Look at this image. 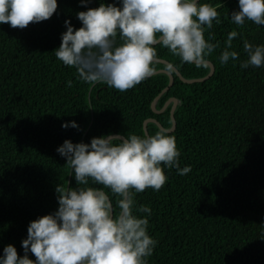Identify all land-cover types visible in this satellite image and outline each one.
<instances>
[{"label":"trees","instance_id":"trees-1","mask_svg":"<svg viewBox=\"0 0 264 264\" xmlns=\"http://www.w3.org/2000/svg\"><path fill=\"white\" fill-rule=\"evenodd\" d=\"M100 2L58 0L50 19L24 29L0 24V255L13 244L22 256L29 222L58 208L59 184L75 186L66 158L56 151L66 139L90 143L105 134L141 135L143 121L151 118L170 127L172 102L162 107L175 97L172 134L180 167L190 165L191 171L179 175L165 167L168 181L159 191L135 195L137 207L152 209L149 234L158 244L149 264H264V67H240L247 59L244 40L264 44V26L235 25L229 15L238 10V0H200L220 14L221 23L214 21L205 31L206 39L219 44L208 57L213 73L184 82L171 72L172 85L161 92L169 77L160 71L121 92L84 81L54 52L66 31L64 21L81 27L76 13ZM233 30L240 33L233 39L240 58L221 64ZM156 47L159 58L176 64L183 78L209 72V65L181 63L167 48ZM166 65L159 61L157 70H167ZM156 96L158 111L151 106ZM73 120L79 128L62 127ZM146 128L148 134L159 129L154 121ZM112 199L115 204L118 197Z\"/></svg>","mask_w":264,"mask_h":264},{"label":"clouds","instance_id":"clouds-1","mask_svg":"<svg viewBox=\"0 0 264 264\" xmlns=\"http://www.w3.org/2000/svg\"><path fill=\"white\" fill-rule=\"evenodd\" d=\"M80 3L87 6L91 0ZM57 9L58 0H0V24L24 29L50 19ZM219 15L215 6L200 0H103L98 7L76 13L81 27L76 28L70 18L64 21L66 31L54 52L64 65L77 68L84 81L124 92L156 73L157 45L181 63L207 68L208 57L219 44L206 39L205 31L214 21L221 23ZM229 18L238 26L246 21L264 26V0H238V10ZM238 35L236 30L228 33L221 64L239 60L240 53L233 49ZM243 49L247 59L241 68L264 67V44L244 40ZM176 67L172 62L166 65L169 72ZM69 126L79 128L74 120L62 124ZM56 151L66 158L75 186L56 187L58 208L30 221L22 240L24 254L8 244L0 264H149L158 244L149 234L152 209L137 207L135 195L148 188L159 191L168 181L165 167L175 168L179 175L191 171L190 165L180 167L172 129L105 134L90 143L66 139ZM113 196L118 197L115 204Z\"/></svg>","mask_w":264,"mask_h":264},{"label":"water","instance_id":"water-1","mask_svg":"<svg viewBox=\"0 0 264 264\" xmlns=\"http://www.w3.org/2000/svg\"><path fill=\"white\" fill-rule=\"evenodd\" d=\"M159 61H160V62H163V63H166V64L169 63V62H167L166 60H163V59H159ZM208 65H209V72H208V74H207L206 76L201 77V78H192V79H186V78H183V77L181 76V74L176 70V68H175V71H174V72H175V73L177 74V76H178L180 79H182V81H184V82L199 81V80L206 79L207 77H209V76L213 73V71H214V67H213L212 63L209 62ZM160 71L166 72L167 75H168V77H169V82H168V84H167L166 87H165L164 89H162V91H161V92H163V91H166V90L172 85V82H173V76H172V73H171V72H169V71H167V70H164V69H158L156 72H160ZM156 99H157V96L154 98V100H153V102H152V104H151V106H152L153 109H154V103H155ZM169 102H172L171 109H170V114H171L172 124H171L170 128L173 130V129L175 128V119H174V117H173V109L175 108V105H176V103H177V99H176L175 97H169V98L166 100V102L164 103V105H163L162 108H165V106H166ZM154 111H158V110H155V109H154ZM159 111H160V110H159ZM148 121H154V122H156V124L158 125L159 128L163 127V126H162L157 120H155V119H153V118H151V119H146V120L143 121V128H144V132H145V134H148V131H147V128H146V123H147ZM113 135H114V134H113ZM121 136H122V135H121Z\"/></svg>","mask_w":264,"mask_h":264}]
</instances>
